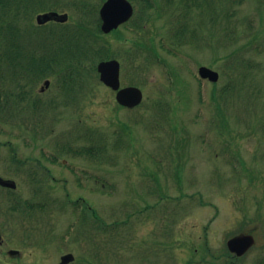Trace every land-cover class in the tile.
<instances>
[{
    "label": "rangeland",
    "instance_id": "1",
    "mask_svg": "<svg viewBox=\"0 0 264 264\" xmlns=\"http://www.w3.org/2000/svg\"><path fill=\"white\" fill-rule=\"evenodd\" d=\"M103 1L88 3L99 7ZM194 1L195 19L186 18L184 26H200V37L215 28L224 39L229 36L232 46L226 52L219 35L208 39L212 50L196 44L191 50L174 39L179 26L172 9L160 15L149 10L142 35L153 50L135 44L142 36L134 25L103 37L122 63V86L133 83L144 92L140 108L118 107L115 93L96 74L66 79L60 67L64 62L49 67L42 80L22 81L25 91L32 92L29 98L42 101L38 116L29 99L21 103L22 114H16L15 106L0 109V176L18 184L13 196L0 188V264H60L68 253L75 255L76 264H226L222 254L230 235L253 227L264 237L262 15L252 0ZM134 4L139 10L140 4ZM59 12L75 14L74 9ZM8 14L14 17L15 11ZM18 15L20 50L38 60L39 48L34 47L50 32L59 37L62 26L72 24L42 28L37 13L27 14V21L19 7ZM29 30L39 33L31 41ZM91 60L84 59L87 69ZM201 66L219 72V82L200 83ZM46 79L51 86L42 93ZM65 80L74 98L70 103L61 94ZM227 85L234 89L220 96ZM157 103L170 112L159 113ZM62 140L76 149L100 146L99 157L60 153L56 145ZM54 157L56 163L48 161ZM9 197L44 202L46 211L25 216L12 209ZM25 233L34 239L25 240ZM12 249L21 255H9ZM88 252L100 261L83 256ZM259 254L253 250L241 264H256Z\"/></svg>",
    "mask_w": 264,
    "mask_h": 264
},
{
    "label": "trees",
    "instance_id": "2",
    "mask_svg": "<svg viewBox=\"0 0 264 264\" xmlns=\"http://www.w3.org/2000/svg\"><path fill=\"white\" fill-rule=\"evenodd\" d=\"M164 1L168 6L178 4L181 13L180 16L182 18H187V16L192 13V0ZM252 1H254L256 4L258 3L257 11L261 13V19L262 22H264V17L262 14L264 8L261 7L264 5V0ZM147 2L148 7L152 8L153 6L150 0H147ZM61 5L62 0H0V78H3V80H9V82L5 81L1 83L5 89L3 92H0V99L3 98L2 107L4 109L11 108L12 106L18 107L21 103L26 102L27 99H29L30 104H32L34 108L37 106L36 103L39 101H34L29 98L32 92L25 91L24 85L18 81L20 79H32L30 81L31 83L42 80L43 78L47 77L46 74L49 72V67L59 66L64 62L66 63L60 67L61 70H66V78L76 79L78 76L81 77L82 73L86 70H89V72H95L96 66H94V63L96 64L97 61L109 59L113 55L111 47H107V43L104 41L103 34L100 30L101 22L98 16V9L96 5L95 7L91 6L88 3V0H67L66 5L72 8L74 7L75 15H77V17L74 19V24L67 25L64 29V32H62L59 37L52 35L49 43L45 42L46 38H48L46 36L42 43H38L39 47L33 46L35 48L34 51H37L39 48L40 60H38L34 55H31L30 51V54L27 55L24 51L21 52L16 38L17 31L19 29L17 26H15V24H13L17 23L18 21V8L22 7L28 11L37 12L41 9L57 8ZM13 11H15L17 20L11 22V18L16 19V17L15 15L14 17H9L8 13ZM262 26H264V23H262ZM196 30H188L186 26L182 25V27L179 29L177 38L181 42L183 41L184 43H192L199 39V35L197 33L198 30ZM230 41H232V39H230ZM59 43L61 46H59ZM135 44L145 49H150L148 44L143 42L140 43L138 40L135 41ZM251 44L252 42H250L248 46ZM58 46L61 48V53H59L57 49ZM232 53L233 51L228 54V56H233ZM85 57L92 59V67H90V69H87L84 65ZM35 63L37 66L34 65ZM253 66L254 65L251 62L247 63V67L252 69ZM7 83H9V85ZM5 87H12L14 89L17 87L19 92H16L15 90H9ZM63 88H68V86L64 84ZM233 89L234 86L227 85V87L223 89L225 92L222 93V95L224 96L228 94L229 91H232ZM65 92L70 93L68 91ZM216 100V97H214L213 101ZM217 107L219 108V105H217ZM99 137V144H101L102 135H99ZM66 144L68 151L70 153H74L75 155H88L90 157H94L96 156L97 151H101L99 149L100 146L82 147L80 149H76L73 148L71 145L72 143L67 142ZM105 145L107 146V144ZM30 204L31 203L28 205Z\"/></svg>",
    "mask_w": 264,
    "mask_h": 264
},
{
    "label": "water",
    "instance_id": "3",
    "mask_svg": "<svg viewBox=\"0 0 264 264\" xmlns=\"http://www.w3.org/2000/svg\"><path fill=\"white\" fill-rule=\"evenodd\" d=\"M133 13L132 6L127 2V0H108L101 9V18L103 21L102 30L105 33H109L112 30L118 28V26L126 22ZM59 19L61 21H66V16H57V14H46L44 16H39V23H44L50 19ZM101 73V80L112 89L118 91L117 100L118 102L127 107H134L141 103L143 94L137 88H126L120 90V64L117 61L103 62L98 67ZM200 75L203 78H209L213 82H217L219 79V74L212 71L209 68L202 67L200 69ZM49 86V82L45 84ZM0 185L8 188L15 189L16 184L12 181H6L0 178ZM2 240L0 233V242ZM254 245V239L249 235H241L233 238L229 242V247L233 252H237L239 255L246 252L251 246ZM11 255L18 254L17 251H11ZM71 260V256L63 258V264Z\"/></svg>",
    "mask_w": 264,
    "mask_h": 264
},
{
    "label": "flooded vegetation",
    "instance_id": "4",
    "mask_svg": "<svg viewBox=\"0 0 264 264\" xmlns=\"http://www.w3.org/2000/svg\"><path fill=\"white\" fill-rule=\"evenodd\" d=\"M255 228L251 227L250 230H248L247 232H239L241 234H255L256 238H258V240H256V244L253 248H251L249 250V252H247L244 256L242 257H237L235 254H232L229 249L228 246H224V250H223V254L222 257H225V262L226 264H241L245 261V259L247 258V256L249 255V253H251L253 250L257 249L259 254V260L257 258H255L254 260L256 261V263L258 264H264V237H258V235H256V233H253L256 230H253ZM253 233V234H252ZM258 241V242H257Z\"/></svg>",
    "mask_w": 264,
    "mask_h": 264
}]
</instances>
